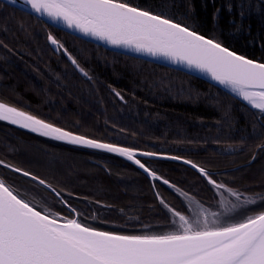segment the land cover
<instances>
[{
    "label": "trees",
    "instance_id": "1",
    "mask_svg": "<svg viewBox=\"0 0 264 264\" xmlns=\"http://www.w3.org/2000/svg\"><path fill=\"white\" fill-rule=\"evenodd\" d=\"M126 2L186 25L237 54L264 62V0ZM48 30L66 37L62 53H58L59 49L55 45L54 49L49 45ZM0 42L12 45V48L0 46L3 80L6 68L10 66L9 52L24 60L21 65L33 70L40 79L44 94L36 104L39 109L34 113L40 115H34L37 118L75 134L132 149L138 154L151 152L189 160L208 170L217 183L228 185L235 191L240 190L242 195L249 194V198L264 196V147L258 149L251 163L255 147L264 143V128L255 121H247L239 108L250 112L246 115L247 119H254L256 116L253 114L261 113L253 112L222 89L181 71L116 54L84 42L1 1ZM65 50L87 75L76 70L77 67L65 55ZM62 62L68 67L64 71H61L64 68ZM11 81L7 78V82ZM19 94L30 101H38V96L31 92ZM8 99H11L8 95L0 97V100L11 103ZM10 132L46 138L0 121V140L5 144H0V157L1 154L5 155L2 149L10 145L7 144ZM46 139L68 149L63 152H75L81 156L84 160L81 165L91 168L93 172L87 169V177L75 176L78 171L71 172V175L70 172L65 174L63 168L51 167L27 155L26 158L31 162L30 169L50 175L51 179H56L68 190H83L82 197L89 198L91 206L93 202L98 206V201L109 205L101 212V230L122 235L171 232L168 224H174L172 214L163 204H158L151 183L132 165L126 164L118 156L106 155L97 150L93 152L87 148H72L68 144ZM196 142L203 145H195ZM44 143L43 149H48L47 142ZM13 144L16 143L12 142V147ZM20 145L23 149L29 148L28 153L36 147L32 143ZM14 155L18 157L16 151ZM61 158L70 162L68 158ZM178 159L140 156V160L156 175L169 181L173 187L182 186L192 191L193 195H198L203 203L208 204L209 207L205 208L216 211L213 186L210 187L191 164ZM244 163L251 164L242 168ZM70 171L73 169L70 168ZM2 178L9 187L18 191L17 187L10 185V181L14 184L18 181H34L25 176L21 180L8 177L10 181ZM66 179L72 181V186L63 183ZM158 185L164 201L173 210L185 214L186 210L179 202L181 199L163 184ZM64 193L68 194V191ZM253 208L248 205L243 211L251 213ZM93 209L95 215L100 213L99 208ZM262 210L264 203L258 205L252 215ZM76 214L79 217V213ZM81 221L86 226L96 227L93 223Z\"/></svg>",
    "mask_w": 264,
    "mask_h": 264
},
{
    "label": "snow or ice",
    "instance_id": "2",
    "mask_svg": "<svg viewBox=\"0 0 264 264\" xmlns=\"http://www.w3.org/2000/svg\"><path fill=\"white\" fill-rule=\"evenodd\" d=\"M16 2L8 0L10 4ZM19 7L47 18L53 25H63L112 47L162 57L205 73L264 114V63L238 55L186 25L131 6L126 0H21ZM48 40L57 48L64 47L52 35ZM65 55L87 75L67 50ZM0 121L53 140L115 153L138 165L153 180L162 179L136 159L133 150L73 135L4 102H0ZM168 158L178 159L176 156ZM184 163L191 164L214 189H223L241 205L256 202L247 197L241 201L240 193L217 183L206 169L189 160ZM0 165L38 180L45 188L50 187L44 180L3 160ZM163 183L173 187L167 180ZM176 191L187 196L179 189ZM192 199L188 196L189 201ZM160 203L173 217L179 218L178 231L161 235H122L91 228L78 219L40 211L0 180V264H264V210L239 223L210 227L208 216L216 217L219 213H206L201 208L199 216L203 220L196 218L190 222L164 200ZM223 204L221 198V207ZM239 206L234 204L232 210ZM212 224H216L215 219Z\"/></svg>",
    "mask_w": 264,
    "mask_h": 264
},
{
    "label": "rangeland",
    "instance_id": "3",
    "mask_svg": "<svg viewBox=\"0 0 264 264\" xmlns=\"http://www.w3.org/2000/svg\"><path fill=\"white\" fill-rule=\"evenodd\" d=\"M8 6H10V5H8ZM10 7L17 10V11L23 12V11H21L15 7H12V6H10ZM26 14L33 17L34 19H36L38 21H41L40 19H38V18L28 14V13H26ZM41 22H43V21H41ZM46 25H48V24H46ZM215 33H217V31ZM49 35H52L54 38H56L60 42V44H62L64 46V43L66 42V37L64 35H61V34L57 33L56 31H49ZM219 41H221V39ZM48 43L54 49V45L51 44L50 41H48ZM72 44L75 45V43H72ZM0 46H2L4 48H8V47L12 48L11 43L6 44L5 42H0ZM58 49H59L58 53H62V48H58ZM9 55H10V63H9L10 66L8 68H6V71H5L6 75H7V73H9V74L7 76L5 75L4 80L1 78V72H0V84H1L0 85V97L3 98L6 95L10 96L11 99H8V100L11 103H7V102L2 101V100H0V102H4L10 106H16V108H18L19 110L25 111L31 115H37L36 113H34V111H37V109H39L36 107V104L39 102V99L43 98V94H44V90L42 89L41 82L39 83L40 79H38L35 76V72L33 70L25 69L21 65V63H23L24 60L20 59L19 57H17L15 54H12L11 52H9ZM63 66H64V68L61 71H64L65 69L68 68L64 64V62H62V67ZM19 67L22 69H20ZM76 70L78 72H81L78 68ZM7 78L12 79V81L7 82ZM43 88H45V85L43 86ZM29 92L38 96V101H35V100L30 101L27 98H25L24 96H22L21 94H19V93H29ZM232 97L236 98L235 96H232ZM32 99L33 98L31 97V100ZM236 99L239 100V102L245 104L248 108L252 109L251 106L248 105L245 101H242L239 98H236ZM209 103H212V102L209 101ZM252 110H253V112L259 113L258 110H256V109H252ZM239 112L242 115V117H244L247 121L252 122V123H253V121H255L256 123L262 125L264 128V116H260L261 115L260 113H259L260 115L253 114L256 116L254 119H247L246 115L250 113L249 111L245 110L243 107L242 108L240 107ZM37 116H40V115H37ZM40 139L41 138H36L33 135H28V134H23V133L20 134V132H10L9 138H7V140H9V143H7V144H10V145L8 147H4L2 149L5 153V155L1 154L2 157H0V160H3L5 163L10 164L14 167H18V168H20L24 171H27L31 174L33 173V174L39 176V179L44 180L48 185H50V187L45 188L44 185H42L38 182V180H34V181L27 180L26 182H19L16 179V181H18L19 183L17 182V184H14L13 182H11L8 179V177H11L14 179L20 178V180H21V179H23L24 176H21V174H19L18 172L11 171V168L3 167V165H0V178L3 181H4V179L2 177L8 179L10 181V185L12 187L15 186L19 189V191L17 189H14L17 191L18 195L22 199L31 203L33 206H37L38 210L49 211L51 214L62 216L65 219H68V218L78 219L79 222L82 224H84L81 221V219H83L86 222L93 223L94 225H96V227H91V228H94V229H97L100 231H104V230H101V226H99V225L103 224L101 212H102V210H106L109 205L101 203L98 201L97 202L98 206H97V204H95V202H93V206H91L90 199L87 197H82L84 195L83 190H79V189H77L76 191L68 190V189H66V187L64 185L61 186L60 183H58V181L56 179H51L50 175H46L44 173H39L36 170L30 169L31 168V162H29V159H27L26 156L28 155L30 158L38 160L39 162L47 164L51 167L54 166L56 168L57 167L63 168L64 169L63 172L65 174H68V172H70V175H71L72 174L71 172H74V171L77 172L78 171V173H76L75 176L79 175V176L87 177L86 175L88 174V172L86 170L90 169V171L93 172L92 169L84 167L83 165H81L84 162V160L81 158V156H78L75 152H63V151H66L68 149L59 147L58 146L59 144H52L53 142L47 140L46 138H42L41 140ZM44 141L47 142V146L49 147L48 149H45V150L43 149V145L45 146V144H46V143H44ZM12 142L16 143V144H13L14 147L11 146ZM182 142L185 144H189V142H187L186 140H182ZM20 143H27L29 145L32 143L33 146H36V147H34V149H36L38 152L33 149L32 152L28 153L27 150L29 148H25V149L21 148ZM0 144L5 145L4 143L1 142V140H0ZM195 145H203V143L196 142ZM69 147L75 148L77 146L70 145ZM261 147H264V143L260 144L258 147L257 146L255 147V149H256L255 154H254L255 156L252 158L251 163H253V160L256 158V154L258 153V149H260ZM79 148H81V147H79ZM15 151H16L18 157H15V155H14ZM92 151L94 152L95 150H92ZM102 153L109 155V153H106V152H102ZM237 154H239V151L237 152ZM61 157L68 158L70 160V162L66 159L61 158ZM16 159L18 160V162ZM122 160L127 162L126 164L131 165V162L127 161L126 159L122 158ZM71 162H77L78 164L77 163H71ZM244 162H246V161H244ZM251 163H244L241 167L242 168L247 167ZM72 164L74 167L72 166ZM70 168L73 169V171H70ZM107 172H105L106 175H107ZM212 178H213V176H212ZM147 180L149 181L148 178H147ZM71 182L72 181H69L68 179L63 181V183L65 185H70ZM206 182H207V180H206ZM158 183L163 184L169 191L173 192L179 199L182 200V201L179 200V202L183 204V206L186 210V213L183 215H185L186 218L189 219L190 222L196 218L203 220V217L199 216V212H200L201 208H203L206 213H210V212L219 213V215L216 217L208 216V222H209L210 227H224V226H228L230 224L242 222L247 216L252 215V211L258 205L264 203V196L263 197L258 196L259 199H253V198H249V194H247V195L243 194L242 195L241 191L239 190L237 192L241 194V201L245 197H247L250 200L256 201L254 204L241 205L239 201L235 200V197L229 196L228 193L225 192L223 189L217 190V189L213 188V191H214L213 193H214V196L216 198V200L214 201V203L216 205V211H210L209 209L204 207V206L209 207L208 204L203 203V201L198 197V195H196V194L193 195L192 191H189L182 186L169 187V185L164 184L163 179H161V180H153V184H151L153 191H155L154 193L158 199L159 205H161L160 200L161 199L164 200V199L162 198L163 197L162 192L159 188ZM207 184H208V182H207ZM208 185L211 187L210 184H208ZM70 186H72V185H70ZM226 186L228 188L232 189L228 185H226ZM176 189H179L180 192H183V193L186 192V193L190 194L193 197V199L191 201H189L188 200L189 195L181 196L176 191ZM66 191H68V194L64 193ZM57 194H59V195H57ZM71 195H73V199H72ZM64 196L66 198H64ZM221 198H223V201H224L223 207H221ZM70 200H71V202H69ZM234 204H237L240 206L237 207L235 210H232ZM186 205L188 208L186 207ZM248 205L254 207L252 209L251 213L248 210L243 211L244 208ZM93 207L99 208L100 213L95 215ZM189 208H191V211L189 210ZM226 209H227V211H225ZM76 213H79V217ZM214 219L216 220L215 225L212 224V220H214ZM173 223L179 229L180 221H179L178 217H173ZM174 231L175 230H173V229L171 230V232H174ZM107 232H110V231H107ZM161 234H167V233H152L151 235H161Z\"/></svg>",
    "mask_w": 264,
    "mask_h": 264
},
{
    "label": "water",
    "instance_id": "4",
    "mask_svg": "<svg viewBox=\"0 0 264 264\" xmlns=\"http://www.w3.org/2000/svg\"><path fill=\"white\" fill-rule=\"evenodd\" d=\"M0 1L3 2V3H5L6 5H10V6H12V7H15V8H17V9H19V10L25 12V13H28V14H30V15H32V16L38 18V19H40L41 21H43L44 23L48 24L49 26H51V27H53V28H56V29H58V30H60V31H63V32L67 33V34H70V35H72V36H74V37H76V38H78V39H80V40H82V41H84V42H87V43H90V44L96 45V46H98V47H101V48L106 49V50L111 51V52H115V53H117V54L126 55V56H129V57H132V58L140 59V60H143V61H148V62H151V63L157 64V65H161V66H165V67H168V68H171V69L177 70V71H181V72L186 73V74H188V75H190V76H192V77L198 78V79H200V80H202V81H205V82H207V83H209V84H211V85H213V86H216V87H218L219 89H222L223 91H225L226 93H228V94H230V95H232V96H235V94H233L229 89L224 88L223 86L217 84L215 81H212V80L210 79V77H209L207 74H205V73H201V72H198V71H196V70H194V69H189L186 65L178 64V63H172L171 61L166 60V59H164V58H162V57L154 58V57H151V56H148V55H143V54L134 53V52L129 51V50L124 49V48H116V47H112V46H110V45H108V44H106V43H104V42L99 41V40L91 39V38H89V37H84V36H82L80 33L76 32V31H74V30H71V29H67V28L64 27L63 25H60V24L53 25V24H52L47 18H45V17H37V16H35V14L31 13L30 10H29V11H24V10H22V9L19 7V5H20V3H21V0H17V2H16L15 4H10V3H8V0H0ZM206 38H207V37H206ZM236 54H237V53H236ZM238 55H239V54H238ZM246 58H247V57H246ZM248 59H249V58H248ZM253 61H256V60H253ZM256 62H260V61H256ZM260 63H264V62H260ZM235 97H236V98H239V97H237V96H235ZM239 99H240V98H239ZM38 119H39V118H38ZM47 123H48V122H47ZM52 125H53V124H52ZM16 126H17V125H16ZM54 126H55V125H54ZM18 127H19V126H18ZM56 127H57V126H56ZM59 128H60V127H59ZM22 129H24V128H22ZM61 129H62V128H61ZM25 130H27V129H25ZM63 130H65V129H63ZM27 131H29V130H27ZM65 131H67V130H65ZM29 132H31V131H29ZM68 132H70V131H68ZM31 133H34V132H31ZM70 133L73 134V135H79V134H75V133H72V132H70ZM35 134L39 135L38 133H35ZM40 136H41V135H40ZM80 136H82V135H80ZM42 137H44V136H42ZM83 137H85V136H83ZM46 138H49V137H46ZM86 138H88V137H86ZM49 139H51V138H49ZM90 139H91V138H90ZM56 141H57V140H56ZM96 141H98V140H96ZM59 142H62V143H65V144H69V143L64 142V141H59ZM98 142H102V141H98ZM103 143H107V142H103ZM69 145L77 146V147H81V148H87V147L80 146V145H73V144H69ZM113 145H114V144H113ZM115 146H117V147H123V146H118V145H115ZM124 148H126V147H124ZM87 149H91V148H87ZM128 149H129V148H128ZM92 150H97V151H102V152H104L103 150H99V149H92ZM130 150H132V149H130ZM133 151H134V150H133ZM134 152L136 153V157H135V158H136V159H139V157H140L141 155L138 154L136 151H134ZM106 153H108V152H106ZM109 154L114 155V156H118V157H120V158H124V159H126L125 157L119 156V155H117V154H115V153H109ZM139 155H140V156H139ZM154 157H155V158H168V157H170V156H163V155H156V154H155ZM168 159H169V158H168ZM126 160H127V159H126ZM139 160H140V159H139ZM178 160L181 161V162H184V161L181 160V159H178ZM127 161H129V160H127ZM140 161H141V160H140ZM129 162H131V165H133V167L136 168L140 173L144 174V175L149 179L150 183L153 184V179H152L151 177H149L148 174L145 173V172L143 171V169H141L138 165H136V164L133 163L132 161H129ZM141 162H142V161H141ZM142 163H143V162H142Z\"/></svg>",
    "mask_w": 264,
    "mask_h": 264
},
{
    "label": "bare ground",
    "instance_id": "5",
    "mask_svg": "<svg viewBox=\"0 0 264 264\" xmlns=\"http://www.w3.org/2000/svg\"><path fill=\"white\" fill-rule=\"evenodd\" d=\"M168 225H169V227H170L171 229H173V230H175V231H178V230H179V229L176 227V225H174V224H172V223H169Z\"/></svg>",
    "mask_w": 264,
    "mask_h": 264
},
{
    "label": "flooded vegetation",
    "instance_id": "6",
    "mask_svg": "<svg viewBox=\"0 0 264 264\" xmlns=\"http://www.w3.org/2000/svg\"><path fill=\"white\" fill-rule=\"evenodd\" d=\"M6 122V121H5Z\"/></svg>",
    "mask_w": 264,
    "mask_h": 264
}]
</instances>
